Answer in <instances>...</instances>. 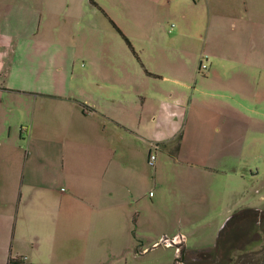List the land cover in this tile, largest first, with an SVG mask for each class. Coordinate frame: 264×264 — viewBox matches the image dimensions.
Returning a JSON list of instances; mask_svg holds the SVG:
<instances>
[{"label":"crops","instance_id":"crops-1","mask_svg":"<svg viewBox=\"0 0 264 264\" xmlns=\"http://www.w3.org/2000/svg\"><path fill=\"white\" fill-rule=\"evenodd\" d=\"M102 1L105 4L99 0H93V3L88 0V3L106 14V5L116 16L124 14L149 49L165 44L164 32L171 38L168 51L172 56L180 52L181 46L185 47V35L179 29L174 32V23L167 31L162 26L167 15L179 7V0ZM22 3L31 9L30 0H22ZM204 3L207 23L200 55L207 61L206 74L198 77L194 70L190 78L184 71L168 77L172 82L182 80L179 81L182 89L177 88L181 93L174 89L166 95L155 91L151 102L167 101L161 103L162 108L158 111L147 108L146 98H140L139 104L132 99L110 104L111 101L103 97L104 105L99 102L96 107L93 100H79L62 90L41 91L10 84L20 75L15 74L16 64L12 62L17 50L12 42L9 43L7 34L18 28H6L3 33L6 43L0 45V241L12 247L13 239L53 241L58 238L64 225L62 208L75 204L77 200L75 193H63L64 187L58 185L66 173L76 168H83L87 179L85 185L77 187L78 190L100 194L98 198L104 200L110 192V185L107 173L100 171L103 167L101 159L100 162L94 161L97 149L111 152L114 157L122 159L125 166L135 141L142 142L148 152L151 144L164 146L180 133L175 159L168 150H162L171 163L185 168L181 169L178 178L188 172L196 178L198 184L192 191V198L203 195V201H208V208L215 215L213 219L195 210L177 211L176 223L180 227L191 225V214L198 212L199 217L195 220L215 223L217 238L226 229L233 220L234 195L241 189L248 194L249 188L253 187L249 180L259 176L258 170L253 172L251 166H247L250 175L249 180L246 179L247 172H240V161L226 149L232 151L241 139H250L255 133L253 130L264 124V112L260 115V107L252 102L255 92H262L264 88V0H204ZM110 19L116 24L113 18ZM138 64L145 77H158L148 75L150 72L141 60ZM167 66L170 67V63ZM171 66L177 70L175 63ZM188 81H193L195 86L187 84ZM187 89L189 91L185 92ZM16 96L23 98V106L19 109L13 108L9 102ZM261 104L263 102L257 103ZM14 112L29 118L25 127L12 124ZM254 121L256 127L251 125ZM216 145L226 147L224 154L212 155V147ZM85 156L88 163L78 164L77 160H84ZM151 181L155 186L160 185L157 171L153 172ZM201 181L205 182L204 186ZM257 186L255 193H261L258 200L263 203L264 184ZM75 190L72 187V191ZM179 191L192 200L185 189ZM50 194H54L55 199L52 212L47 211V196ZM203 201L201 199V204ZM101 203H96V208L94 205L83 208L89 212H102L108 206ZM99 221L101 226H108L105 220ZM131 234L134 233L131 231ZM225 236L226 233L224 241ZM187 238L181 233L173 235L171 240L184 243ZM216 241L213 246L193 250L207 251L216 247ZM231 245H227L230 250L234 247ZM220 247L223 251L227 249L224 245ZM10 256H20L28 264H41L38 262L40 258H34L32 254L12 256L11 253L5 264Z\"/></svg>","mask_w":264,"mask_h":264},{"label":"rangeland","instance_id":"rangeland-1","mask_svg":"<svg viewBox=\"0 0 264 264\" xmlns=\"http://www.w3.org/2000/svg\"><path fill=\"white\" fill-rule=\"evenodd\" d=\"M30 2L31 9L27 8L22 0H0V45L6 43L3 39L6 28H18L9 30L7 34L9 43L12 42L17 50L12 62L16 64L15 74L20 75L9 83L18 88L62 90L79 100H93L96 107L99 102L101 106L104 105L103 97L111 101L110 104L125 99H132L134 103L139 104L140 98H146L147 108L158 111L162 108L161 103L167 101L151 102L155 91H160L163 95L174 90L181 93L179 81L182 80L172 82L168 77L178 76L184 71L190 78L194 70L198 77L206 74V71L198 73L197 70L199 61L203 59L207 63L200 55L207 23L204 0H179V7L172 10L163 22L164 31L169 30L171 23H174V32L179 29L185 35V47L181 46L176 56H172L168 51L171 38L165 32V44L149 49L140 40V34L130 19L124 14L116 16L112 9L107 8L108 5L105 7L107 15L104 11L92 7L88 0ZM99 2L105 4L102 0ZM110 21L129 40L146 70L158 77H145ZM167 63H170V67ZM172 63H175L178 71L171 66ZM187 84L195 86L193 81H188ZM196 86L198 87L199 83ZM261 90L263 91L255 92L252 96V102L256 103V107H260V115L264 112V88ZM9 102L13 108L19 109L23 106L21 96H16ZM259 102L263 104L257 105ZM11 120L14 126L25 127L29 118L14 112ZM251 125L256 127V122ZM253 131L255 133L250 139H241L232 151L227 150L225 146L212 147V155L224 154L225 149L233 152L240 161V172L245 174L248 171L247 166H251L250 170L253 172L259 171V176L251 180L248 177L250 173L246 174V179L253 185L248 194L245 195L241 189L234 195V214L246 210L240 213L244 214L243 218L237 214L233 219L234 226L239 227V233L237 237L234 236L231 254L234 255V262L238 264H256L264 259V214H257L264 211V202L258 200L261 193H255L257 185L264 184V124ZM158 147L154 167L147 164L148 152L140 141H135L125 166L122 165L123 160L114 157L111 152L97 149L94 161L100 162L101 159L103 167L100 171L107 173L110 185V192L104 196V200L98 198L100 194H87L78 190L77 187H82L87 182L83 168L66 173L58 186L64 187L63 193H75L77 200L75 204L62 208L64 225L58 238L53 241L42 238L30 241L13 239L12 247L1 240L0 264L6 263L9 253L12 256L32 254L34 258H40L38 262L41 264H177V250L183 248V245L188 254H185V257L190 261L197 262L204 258L203 251L193 249L213 246L218 231H214L216 225L213 221L200 222L195 220V217H199L198 212H201L214 219L215 213L209 210V203L203 201V195L192 198V191L198 184L196 178L189 172L178 178L181 169L185 168L167 159L163 150L169 152V147ZM87 160L85 156L84 160L77 162L80 165L87 164ZM155 171L160 181L158 186L151 181ZM201 185L204 186L205 182L201 181ZM72 187L76 190L72 191ZM181 188L190 194L192 200L179 193ZM53 195L47 196L48 212L53 211ZM96 203L108 207L102 212H89L83 208L93 205L96 208ZM183 210L198 212L191 214V225L180 227L175 217L177 211ZM254 212L256 213L253 215ZM100 219L105 220L108 226H101ZM217 228L219 230V227ZM181 233L188 238L177 248L175 244L180 241L174 242L171 239L173 235ZM166 240L168 241L165 242ZM134 247L137 248L136 254ZM144 248L146 249L143 251ZM16 258L21 260L17 264H28L20 256Z\"/></svg>","mask_w":264,"mask_h":264},{"label":"flooded vegetation","instance_id":"flooded-vegetation-1","mask_svg":"<svg viewBox=\"0 0 264 264\" xmlns=\"http://www.w3.org/2000/svg\"><path fill=\"white\" fill-rule=\"evenodd\" d=\"M256 212L253 213V215ZM258 215H263L264 211L257 213ZM244 214H240L239 217L243 218ZM239 227L234 226V221L231 225L230 228H228L226 236H225V241L223 242V245L227 247L225 251L218 246L214 247L211 250L203 251L204 258H200L197 260V262H192L188 258L185 257V254H187L186 250L184 249V245L179 242L176 245L177 248L183 245V248L180 250L178 249L177 251V257L175 260H177V264H224V263H229V264H238V262H234V255L231 254V251L228 246L231 245V247L234 245V236L237 237V234L239 233ZM241 234V233H240ZM166 242V241H165ZM164 242V243H165ZM221 245V246H223ZM228 245V246H227ZM188 255V254H187ZM179 261V263H178ZM261 262H258L256 264H259Z\"/></svg>","mask_w":264,"mask_h":264},{"label":"trees","instance_id":"trees-1","mask_svg":"<svg viewBox=\"0 0 264 264\" xmlns=\"http://www.w3.org/2000/svg\"><path fill=\"white\" fill-rule=\"evenodd\" d=\"M89 2L90 3H93V0H89ZM103 12V11H102ZM111 22V21H110ZM111 24H112V26L114 27V28H116L115 27V25L111 22ZM116 30H117V32L121 35V37H122V39L124 40V42L126 43V45H127V47L129 48V50L131 51V53L133 54V56L136 58V60L138 61V62H140V60H139V58H138V56H137V54L134 52V50H133V48H132V46H131V44H130V42H129V40L116 28ZM148 75H150V76H152V74H150V73H147ZM180 140H181V133L180 134H178L175 138H173L171 141H169V142H167V143H165V145H164V147H169V154H170V156L172 157V158H176L177 157V154H178V150H179V146H180ZM244 211H246V210H244ZM243 210L242 211H239L238 213H235L233 216H232V218L234 219V217L237 215V214H240V213H243L244 212ZM250 211H252L251 209H250ZM233 222V220L232 221H230V223H228V225L226 226V229H224L223 231H221L220 232V234L218 235V238H217V241H216V247H218V246H221L222 244H223V242H224V239H223V237H224V235H225V233H227V230H228V228L227 227H229L230 225H231V223ZM21 259H23L22 257H21ZM18 262H21V260H19L18 258H16V257H9V259H8V262H7V264H17Z\"/></svg>","mask_w":264,"mask_h":264},{"label":"built area","instance_id":"built-area-1","mask_svg":"<svg viewBox=\"0 0 264 264\" xmlns=\"http://www.w3.org/2000/svg\"><path fill=\"white\" fill-rule=\"evenodd\" d=\"M193 1L198 2V1H202V0H193ZM172 27H173V25L170 26V28H172ZM207 69H208V65L202 59L199 62L198 73H204L205 71H207ZM158 150H159L158 145H156V144H151L150 145V148H149V151H148V154H147V164L149 166H151V167H154L155 166ZM167 241L168 240H166V242Z\"/></svg>","mask_w":264,"mask_h":264},{"label":"water","instance_id":"water-1","mask_svg":"<svg viewBox=\"0 0 264 264\" xmlns=\"http://www.w3.org/2000/svg\"><path fill=\"white\" fill-rule=\"evenodd\" d=\"M258 262H261V263H259V264H264V259H262V260H260V261H258ZM257 262V263H258Z\"/></svg>","mask_w":264,"mask_h":264}]
</instances>
